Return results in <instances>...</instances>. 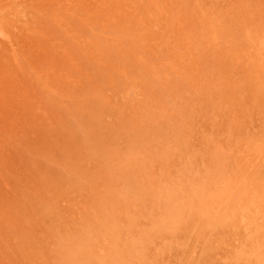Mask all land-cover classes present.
Instances as JSON below:
<instances>
[{"label":"rangeland","instance_id":"374dc122","mask_svg":"<svg viewBox=\"0 0 264 264\" xmlns=\"http://www.w3.org/2000/svg\"><path fill=\"white\" fill-rule=\"evenodd\" d=\"M262 144L264 0H0V264H264Z\"/></svg>","mask_w":264,"mask_h":264},{"label":"bare ground","instance_id":"6f19581e","mask_svg":"<svg viewBox=\"0 0 264 264\" xmlns=\"http://www.w3.org/2000/svg\"><path fill=\"white\" fill-rule=\"evenodd\" d=\"M17 11H18V10H17ZM1 42H2V41H1ZM1 44H2V43H1ZM209 58H210V57H209ZM209 58H208V60H209ZM133 59H134V58H133ZM209 61H210V60H209ZM209 61H208V62H209ZM206 62H207V60H206ZM227 88L229 89L230 87L228 86ZM44 89H45V88H44ZM209 89H210V88H209ZM209 89H208V91H209ZM228 91H229V90H228ZM192 93H193V92H192ZM230 93H231V92H230ZM216 94H217V93H216ZM216 94H215V95H216ZM225 94H226V92H225ZM213 96H214V95H213ZM226 96H227V95H226ZM179 97H180V95H179ZM214 97H215V96H214ZM214 97H212V98H214ZM217 97H218V96H217ZM223 98H225V97H223ZM226 98H227V97H226ZM226 98H225V99H226ZM230 98H231V97H230ZM230 98H229V99H230ZM217 99H218V98H217ZM229 99H227L228 102H229ZM187 100H188V99H187ZM202 100H205V98L202 99ZM202 100H201V102H202ZM213 100H214V99H213ZM213 100H211V102H212ZM222 100H223V99H222ZM198 101H199V100H198ZM220 101H221V100H220ZM234 101H235V100H234ZM172 102H173V101H172ZM185 102H186V101H185ZM204 102H205V101H204ZM223 102H226V103H227V101H223ZM177 103H178V102H177ZM204 104H205V103H204ZM209 104H211V103H209ZM214 104H215V103H214ZM222 104H223V103H222ZM182 105H183V104H182ZM184 105H185V104H184ZM184 105H183V106H184ZM223 105H224V104H223ZM229 105H230V104H229ZM229 105H228V106H229ZM216 106H217V105H216ZM184 107H185V106H184ZM202 107H204V105H203ZM209 107H211V106H209ZM109 108H110V107H109ZM212 108H213V106H212ZM216 108H217V107H216ZM226 108H227V107H226ZM242 108H243V107H242ZM197 110H198V109H197ZM212 110H213V109H212ZM214 110H215V108H214ZM193 111H194V110H193ZM210 111H211V110H210ZM221 111H222V110H221ZM238 111H239V110H238ZM242 111H243V109H242ZM242 111H241V112H242ZM184 112H185V111H184ZM189 112L191 113V111H189ZM203 112H204V111H203ZM207 112H208V111H207ZM215 112H216V111H215ZM230 112H231V111H230ZM239 112H240V111H239ZM186 113L188 114V111H187ZM190 113H189V115H190ZM152 114H153V113H152ZM184 114H185V113H184ZM192 114H194V113H192ZM210 114H211V113H209L208 115H210ZM239 114H240V113H238V115H239ZM243 114H244V113H243ZM243 114H241V115H243ZM235 115H236V112H235ZM235 115H234V116H235ZM238 115H237V116H238ZM68 116H70V115H68ZM186 116H188V115H186ZM186 116H185V117H186ZM201 116H202V115H201ZM212 116H213V115H212ZM217 116H218V115H217ZM191 117H192V116H191ZM194 117H195V116H194ZM196 117H197V116H196ZM205 117H206V116H205ZM152 118H153V117H152ZM192 118H193V117H192ZM201 118H202V117H201ZM219 118H220V117H219ZM235 118H236V117H235ZM243 118H244V116H243ZM243 118H242V119H243ZM186 119H187V118H186ZM209 119H211V118H209ZM209 119H207V120H209ZM212 119H213V118H212ZM193 120H194V119H193ZM205 120H206V119H205ZM205 120H204V121H205ZM214 120H215V119H214ZM218 120H219V119H218ZM223 120H224V119H223ZM178 121H179V120H178ZM198 121H199V120H198ZM198 121H197V125H198ZM145 122H146V121H145ZM195 122H196V121H195ZM212 122H213V121H212ZM215 122H216V121H215ZM242 122H245V120H244V121L242 120ZM242 122H241V123H242ZM153 123H154V122H153ZM177 123H178V122H177ZM201 123H203V122H201ZM205 123H206V122H205ZM231 123H232V122H231ZM234 123H235V122H234ZM241 123H240V124H241ZM167 124H169V123H167ZM184 124H185V123H184ZM189 124H190V123H189ZM207 124H208V123H207ZM210 124H212V123H209V125H210ZM222 124H223V122H222ZM176 125H177V124H176ZM217 125H218V124H217ZM82 126H83V125H82ZM160 126H161V125H160ZM200 126H201V125H200ZM213 126H214V125H213ZM215 126H216V125H215ZM219 126H220V124H219ZM233 126H234V125H233ZM142 127H143V126H142ZM142 127H141V128H142ZM154 127H155V126H154ZM162 127H163V126H162ZM192 127H193V125H192ZM194 127H195V126H194ZM205 127H206V126H205ZM85 128H86V127H85ZM85 128H83V129H85ZM167 128H169V125H168ZM198 128H199V127H198ZM202 128L205 129L204 127H202ZM213 128H214V127H213ZM80 129H82V127H81ZM83 129H82L81 131H83ZM183 129H184V128H183ZM194 129H195V128H194ZM219 129H220V128H219ZM222 129H223V128H222ZM78 130H79V128H78ZM85 130H86V129H85ZM127 130H128V129H127ZM132 130H133V129H132ZM134 130H135V129H134ZM139 130H140V128H139ZM144 130H145V129H144ZM175 130H176V128H175ZM175 130H174V131H175ZM187 130H188V129H187ZM200 130H201V129H200ZM220 130H221V129H220ZM150 131H151V130H150ZM154 131H155V130H154ZM228 131H229V130H228ZM231 131H232V130H231ZM78 132H80V131H78ZM143 132H144V131H143ZM143 132H142V134H143ZM147 132H148V131H147ZM147 132H146V133H147ZM158 132H159V131H158ZM161 132H162V131H161ZM222 132H223V131H222ZM224 132H225V131H224ZM240 132H241V131H240ZM75 133H76V132H75ZM80 133H81V132H80ZM86 133H87V131H86ZM119 133H120V132H119ZM144 133H145V132H144ZM163 133H164V132H163ZM169 133H170V132H169ZM179 133H180V132H179ZM199 133H200V131H199ZM204 133H206V132H204ZM212 133L214 134V132H212ZM70 134H71V133H70ZM81 134H82V133H81ZM84 134H85V133H84ZM121 134H122V132H121ZM137 134H138V133H137ZM142 134H141V135H142ZM175 134H176V133H175ZM187 134H189V132H188ZM208 134H209V133H208ZM230 134H231V132H230ZM88 135H90V134H88ZM168 135H169V134H168ZM200 135H201V134H200ZM205 135H206V134H204L203 136H205ZM209 135H212V134H209ZM227 135H228V133H227ZM227 135H226V136H227ZM117 136H118V135H117ZM131 136H132V135H131ZM134 136H135V135H134ZM143 136H144V135H143ZM193 136H194V135H193ZM216 136H218V135L216 134ZM219 136H221V135H219ZM229 136H231V135H229ZM234 136H235V135H234ZM67 137H68V136H67ZM139 137H141V136H139ZM165 137H166V136H165ZM177 137H178V136H177ZM177 137H176V138H177ZM206 137H207V136H205V138H206ZM222 137H223V135H222ZM222 137H221V138H222ZM242 137H243V136H242ZM253 137H254V136H253ZM63 138H64V137H63ZM117 138H119V137H117ZM127 138H128V137H127ZM130 138H131V137H130ZM198 138H199V137H198ZM243 138H244V137H243ZM262 138H263V137H262ZM124 139H125V138H124ZM124 139H123V140H124ZM145 139H146V137H145ZM190 139H191V138H190ZM193 139H194V138H193ZM207 139H208V138H207ZM214 139H216V137H215ZM233 139H234V138H233ZM233 139H232V140H233ZM123 140H121V141H123ZM126 140H128V139H126ZM171 140H172V139H171ZM216 140H217V139H216ZM218 140H219V139H218ZM222 140H223V139H222ZM235 140H236V138H235ZM253 140H254V139H253ZM87 141H88V139H87ZM154 141H156V140H154ZM158 141H159V140H158ZM173 141H174V140H173ZM175 141H176V140H175ZM220 141H221V139H220ZM242 141H243V140H242ZM245 141H246V140H245ZM51 142H52V141H51ZM89 142H91V140H90ZM123 142H124V141H123ZM126 142H127V141H126ZM149 142H150V141H149ZM156 142H157V141H156ZM164 142H165V141H164ZM205 142H206V140H205ZM222 142H224V140H223ZM237 142H238V141H237ZM52 143H53V142H52ZM54 143H55V142H54ZM54 143H53V144H54ZM98 143H100V142L98 141ZM131 143H132V142H131ZM136 143H137V140H136ZM213 143H214V142H213ZM213 143H212V146H213ZM216 143H217V142H216ZM218 143H219V142H218ZM227 143H228V142H227ZM227 143H226V144H227ZM249 143H251V142H249ZM83 144H84V141H83ZM90 144H91V143H90ZM102 144H103V142H102ZM111 144H112V143H111ZM164 144H165V143H164ZM181 144H182V143H181ZM195 144H196V142H195ZM202 144H203V143H202ZM204 144H205V143H204ZM222 144H223V143H221L220 146H222ZM233 144H234V143H233ZM237 144H239V142H238ZM19 145H20V144H19ZM54 145H55V144H54ZM74 145H75V144H74ZM123 145H124V144H123ZM125 145H126V144H125ZM128 145H131V144L129 143ZM132 145H133V143H132ZM154 145H155V143H154ZM200 145H201V144H200ZM235 145H236V143H235ZM241 145H242V144H241ZM262 145H264V144H262ZM105 146H106V145H105ZM111 146H112V145H111ZM115 146H116V145H115ZM115 146H113V147H115ZM136 146H137V145H136ZM136 146H135V147H136ZM164 146H165V145H164ZM173 146H174V145H173ZM185 146H186V145H185ZM188 146H189V145H188ZM122 147H123V146H122ZM126 147H127V146H126ZM128 147H129V146H128ZM153 147H154V146H153ZM156 147H157V146H156ZM156 147H155V148H156ZM202 147H203V145H202ZM235 147H236V146H232V148H235ZM56 148H57V147H56ZM116 148H117V147H116ZM124 148H125V147H124ZM159 148H160V147H159ZM159 148H158V149H159ZM199 148L201 149L200 146H199ZM224 148H225V147H224ZM230 148H231V147H230ZM230 148H229V150H230ZM250 148H251V146H250ZM261 148H262V147H261ZM261 148H260V149H261ZM76 149H77V148H76ZM117 149H118V148H117ZM117 149H115V150L117 151ZM126 149H127V148H126ZM128 149H129V148H128ZM137 149H138V148L135 149L136 152H137ZM164 149H166V148H164ZM203 149H204V148H203ZM25 150H26V149H25ZM86 150H87V149H86ZM115 150H114V151H115ZM119 150H120V149H119ZM121 150H122V149H121ZM121 150H120V151H121ZM131 150H132V149H131ZM201 150H202V149H201ZM211 150H212V148H211ZM27 151H29V150H27ZM38 151H39V150H38ZM101 151H102V149H101ZM160 151H161V149H160ZM167 151H168V150H167ZM199 151H200V150H199ZM202 151H203V150H202ZM202 151H201V152H202ZM233 151H234V150H233ZM24 152H25V151H24ZM60 152H61V151H60ZM97 152L99 153V151H97ZM126 152H127V151H126ZM128 152H129V151H128ZM176 152H177V151H176ZM209 152H210V151H209ZM32 153H33V152H32ZM87 153H88V152H87ZM102 153H103V151H102ZM112 153H113V152H111V154H112ZM140 153H141V152H140ZM159 153H160V152H159ZM233 153H235V152H233ZM91 154H92V153H91ZM99 154H100V153H99ZM99 154H98V155H99ZM103 154H104V153H103ZM113 154H114V153H113ZM125 154L127 155L128 153H125ZM151 154H152V152H151ZM199 154H200V153H199ZM199 154H198V155H199ZM235 154H236V153H235ZM247 154H248V153H247ZM28 155H29V154H28ZM31 155H32V154H31ZM31 155H30V156H31ZM34 155H35V154H34ZM36 155H37V154H36ZM86 155H87V154H86ZM106 155H107V154H106ZM160 155H162V154H160ZM176 155H177V154H176ZM176 155H175V156H176ZM205 155H206V154H205ZM42 156H46V155H42ZM42 156H41V158H42ZM152 156H153V154H152ZM228 156H229V155H228ZM232 156H233V155H232ZM31 157H32V156H31ZM127 157H128V155H127ZM235 157H236V156H235ZM235 157H234V158H235ZM32 158H34V157H32ZM32 158H31V159H32ZM39 158H40V157H39ZM90 158H91V157H90ZM101 158H102V155H101ZM129 158H131V156H129ZM129 158H128V159H129ZM184 158H185V157H184ZM197 158H198V156H197ZM29 159H30V158H29ZM31 159H30V161H31ZM67 159H68V158H67ZM97 159H98V158H97ZM132 159H133V158H132ZM134 159H135V158H134ZM182 159H183V158H182ZM190 159H192V158H190ZM195 159H196V157H195ZM202 159H203V158H202ZM205 159H206V158H205ZM207 159H208V158H207ZM207 159H206V160H207ZM211 159H212V158H211ZM228 159H229V158H228ZM44 160H45V159H44ZM140 160H141V159H140ZM197 160H198V159H197ZM49 161H50V160H49ZM52 161H53V160H52ZM182 161H183V160H182ZM195 161H196V160H195ZM203 161H204V160H203ZM31 162H32V161H31ZM110 162H111V161H110ZM110 162H108V163H110ZM127 162H128V161H127ZM139 162H140V161H139ZM143 162H144V161H143ZM175 162H176V161H175ZM192 162L195 164L194 161H192ZM207 162H208V161H207ZM207 162H206V163H207ZM47 163H49V162H47ZM53 163H54V162H53ZM65 163H66V162H65ZM65 163H63V164H65ZM108 163H107V164H108ZM131 163H132V162H131ZM155 163H156V162H155ZM157 163H158V162H157ZM187 163H189V162H187ZM238 163H239V162H238ZM101 164H102V163H101ZM132 164H133V163H132ZM196 164H197V163H196ZM229 164H230V163H229ZM56 165H57V163H56ZM67 165H68V163H67ZM134 165H135V164H134ZM178 165H179V164H178ZM187 165H188V164H187ZM205 165H206V164H205ZM209 165H210V164H209ZM211 165H212V164H211ZM52 166H53V164H52ZM59 166H61V165H59ZM68 166H70V165H68ZM138 166H139V165H138ZM191 166H192V165H191ZM197 166H199V164H198ZM57 167H58V166H57ZM64 167H67V166H64ZM70 167H71V166H70ZM70 167H67V169H69ZM106 167H107V166H106ZM132 167H134V166H132ZM189 167H190V166H189ZM194 167H195V166H194ZM199 167H200V166H199ZM208 167H210V166H208ZM233 167H234V166H233ZM205 168H206V167H205ZM212 168H213V167H212ZM212 168H210V170H213ZM61 169H62V168H61ZM63 169H64V168H63ZM67 169H66V171H68ZM180 169H181V168H180ZM182 169H183V168H182ZM193 169H194V168H193ZM200 169H202V167H200ZM200 169H199V170H200ZM0 171H1V170H0ZM66 171H65V172H66ZM189 171H190V170H188V172H189ZM195 171H196V168H195ZM206 171H207V169H206ZM213 171H214V170H213ZM68 172H69V171H68ZM112 172H113V171H112ZM134 172H135V171H134ZM182 172H183V171H182ZM199 172H200V171H199ZM71 173H72V172H71ZM113 173H114V172H113ZM137 173H138V171H137ZM201 173H202V172H201ZM211 173H212V172H211ZM222 173H223V172H222ZM63 174H65V173L63 172ZM69 174H70V173H69ZM185 174H186V173H185ZM187 174H188V173H187ZM42 175H43V174H42ZM65 175H66V174H65ZM76 175H77V174H76ZM201 175H202V174H200V177H201ZM135 176H136V175H135ZM185 176H186V175H185ZM66 177H67V175H66ZM197 177H198V176H197ZM41 178H43V177H41ZM70 178H71V177H70ZM72 178H73V177H72ZM81 178H82V177H81ZM122 178H124V176H123ZM129 178H130V177H129ZM131 178H132V176H131ZM131 178H130L129 180H131ZM186 178H187V176H186ZM190 178H191V177H190ZM134 179H135V178H134ZM195 179H196V178H195ZM71 180H72V179H71ZM122 180H123V179H122ZM132 180H133V178H132ZM190 180H191V179H190ZM199 180H200V179H199ZM73 181H76V180H73ZM79 181H80V180H79ZM127 181H128V179H127ZM70 182H71V181H70ZM76 182H77V181H76ZM76 182H75V184H76ZM80 182H82V181H80ZM80 182H78V183H80ZM135 182H137V181H135ZM202 182H203V181H202ZM52 183H53V181H52ZM167 183H168V182H167ZM180 183H181V182H180ZM190 183H191V182H190ZM127 184H128V183H127ZM130 184H131V183H130ZM138 184H139V183H138ZM20 185H21V184H20ZM125 185H126V184H125ZM175 185H176V184H175ZM181 185H183V183H182ZM136 186L138 187L137 184H136ZM183 186H184V185H183ZM22 187H23V186H22ZM179 187H180V184H179ZM24 189H25V187H24ZM150 189H151V188H150ZM27 190H28V189H27ZM111 190H112V189H111ZM210 190H211V188H210ZM137 191H138V190H137ZM130 192H131V191H130ZM186 194H187V193H186ZM163 195H164V194H163ZM98 200H99V199H98ZM188 200H189V199H188ZM165 202H166V201H165ZM168 202H169V201H168ZM148 203H149V202H148ZM173 203H174V202H173ZM42 204H43V203H42ZM40 205H41V204H40ZM165 205H166V203H165ZM43 206H44V205H43ZM163 208H164V207H163ZM107 210H108V209H107ZM170 210H171V209H170ZM167 214H168V213H167ZM191 215H192V214H191ZM193 217H194V216H193ZM207 221H208V220H207ZM102 222H103V221H102ZM114 223H115V221H114ZM39 224H40V223H39ZM84 227H85V226H84ZM81 236H82V235H81ZM60 237H61V236H60ZM93 237H94V236H93ZM64 240H65V239H64ZM64 240H62L63 243H67V242H65ZM94 243H95V242H94ZM40 244H41V243H40ZM100 244H101V243H100ZM100 244H99V246H100ZM58 245H59V244H58ZM63 245H64V244H63ZM69 246H70V245H69ZM77 246H78V244H77ZM90 246H91V245H90ZM69 248H70V247H69ZM254 252H255V251H254ZM82 253H83V252H82ZM258 253H259V251H258ZM68 254H69V253H68ZM73 254H74V252L72 253V255H73ZM255 255H256V254H255ZM255 255H253V257H254ZM69 256H70V255H69ZM256 257H257V256H256ZM261 258H262V256H261ZM61 260H62V259H61ZM91 260H92V259H91ZM252 260H253V259H251V261H252ZM77 261L80 262L79 260H77ZM61 262H62V261H61ZM91 264H92V263H91Z\"/></svg>","mask_w":264,"mask_h":264}]
</instances>
